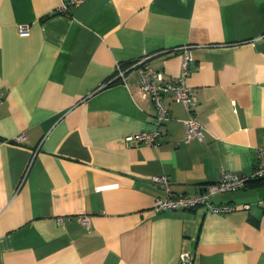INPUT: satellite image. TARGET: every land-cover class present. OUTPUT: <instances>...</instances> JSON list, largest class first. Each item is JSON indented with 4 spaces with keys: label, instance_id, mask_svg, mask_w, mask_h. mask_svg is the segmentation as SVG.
<instances>
[{
    "label": "crops",
    "instance_id": "obj_1",
    "mask_svg": "<svg viewBox=\"0 0 264 264\" xmlns=\"http://www.w3.org/2000/svg\"><path fill=\"white\" fill-rule=\"evenodd\" d=\"M0 0V264H264V182L212 197L235 206L153 209L221 171L249 173L264 146V0ZM20 25L28 34L19 33ZM189 63L203 139L183 141L168 96L161 144L136 71ZM21 139H17L18 136ZM249 207L245 208L243 205ZM89 219V226L81 217Z\"/></svg>",
    "mask_w": 264,
    "mask_h": 264
},
{
    "label": "built area",
    "instance_id": "obj_2",
    "mask_svg": "<svg viewBox=\"0 0 264 264\" xmlns=\"http://www.w3.org/2000/svg\"><path fill=\"white\" fill-rule=\"evenodd\" d=\"M81 0H67L59 8L60 12H67L70 5L79 3ZM19 33L21 35L28 34V26L20 25ZM183 62L181 71L175 76L168 78L164 72L156 70L148 64L146 58H141L130 62L125 67L121 63L115 64V69L111 82L121 81L126 82V73L136 71L140 90L143 95L147 96L155 106V115L153 122L156 126L151 131H137L125 137L126 141L136 144H149L157 147L161 144L159 139L161 135L160 127L169 118V110L164 101V97L180 102L187 116L182 120L185 134L183 141L188 142L193 139H203L202 126L199 123L195 108L196 100L191 87L187 84V76L189 74V63L193 60L188 49H183ZM18 136L17 139H21ZM264 178V146L257 149L256 160L253 169L249 173H238L229 170H223L219 178L210 183H206L202 190L195 194H172L170 185L166 176H155L153 181L160 183L167 190V195L164 197H156L153 203V209L156 211L166 209H192L198 206H203L209 212L222 213L235 209V206L216 204L212 202V197L229 191H234L244 187L253 179ZM264 203V199L259 201ZM243 207L248 208L247 204ZM81 221L84 225L89 226V219L82 215ZM178 264H193V256L189 251H182Z\"/></svg>",
    "mask_w": 264,
    "mask_h": 264
},
{
    "label": "trees",
    "instance_id": "obj_3",
    "mask_svg": "<svg viewBox=\"0 0 264 264\" xmlns=\"http://www.w3.org/2000/svg\"><path fill=\"white\" fill-rule=\"evenodd\" d=\"M264 182V178H258V179H253L249 181L247 184H252V183H262Z\"/></svg>",
    "mask_w": 264,
    "mask_h": 264
}]
</instances>
